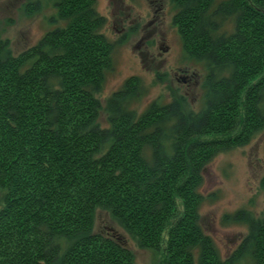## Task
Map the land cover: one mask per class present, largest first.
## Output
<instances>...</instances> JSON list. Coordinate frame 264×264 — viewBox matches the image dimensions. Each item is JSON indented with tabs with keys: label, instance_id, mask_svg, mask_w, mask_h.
<instances>
[{
	"label": "trees",
	"instance_id": "obj_1",
	"mask_svg": "<svg viewBox=\"0 0 264 264\" xmlns=\"http://www.w3.org/2000/svg\"><path fill=\"white\" fill-rule=\"evenodd\" d=\"M173 1L200 109L173 94L139 113L135 77L100 102L114 47L96 0H45L64 24L18 56L0 37V264H137L101 210L159 264H264V217L225 216L248 226L226 256L199 217L208 165L264 132V0Z\"/></svg>",
	"mask_w": 264,
	"mask_h": 264
},
{
	"label": "rangeland",
	"instance_id": "obj_2",
	"mask_svg": "<svg viewBox=\"0 0 264 264\" xmlns=\"http://www.w3.org/2000/svg\"><path fill=\"white\" fill-rule=\"evenodd\" d=\"M44 1L0 0V37L9 41L15 56L29 50L51 30L64 24L53 23L58 18L57 8ZM124 1L130 6L129 9H120V3L115 1L96 0L99 13L107 19L102 32L114 47L112 63L106 71L102 92L98 95L100 102L106 106L107 99L128 78L135 77L141 80L143 90L140 101L134 103L139 113L154 101L172 102L173 94L183 95L190 108L200 109L203 100L200 81L206 69L204 65L187 59L181 35L173 23L177 10L172 9L171 5L163 7V33L153 35L149 33L150 28L145 31L140 27L130 29L132 24L136 25L138 17L142 16L141 26L150 19L149 2ZM36 2L38 4L35 5ZM34 6L38 8L37 11H34ZM115 9L118 13L111 14ZM126 13L130 14V19L126 18ZM121 26H126L124 32L121 31ZM106 118L103 112L100 123L104 126H108ZM263 176L264 132H260L250 145L219 154L205 171L203 186L200 188L204 195L199 208L200 222L205 232L215 239L224 256L233 252L248 232L247 225L233 221L226 224V215L245 209L256 218L264 217V189L261 186ZM95 221V230L104 234L114 232L120 242L134 253L137 264H159L164 258L163 255L156 258L152 251L139 248L107 212L98 211Z\"/></svg>",
	"mask_w": 264,
	"mask_h": 264
},
{
	"label": "flooded vegetation",
	"instance_id": "obj_3",
	"mask_svg": "<svg viewBox=\"0 0 264 264\" xmlns=\"http://www.w3.org/2000/svg\"><path fill=\"white\" fill-rule=\"evenodd\" d=\"M111 1H112V3H113V1H115V3H117V4L120 3V9H122V10L130 8L129 5H126L124 0H111ZM147 1L149 2V9L151 12V13L148 12L149 13L148 17H150V19L147 21V23H145V25L141 26L142 16L138 17L139 19L135 22L136 25L132 26L133 25L132 24L130 29L136 30V28L140 27L143 29V31H145V30H147V28H150V30H151V31H149L150 34L154 35V34H157L158 32L163 33V29L161 28V25H162L161 22L163 21L162 19L165 18V12H164L163 7L166 8L169 5H171L172 6L171 8L177 10V12L179 11L178 7L173 0H166L167 2L164 0H147ZM96 4H97V2H96ZM116 12L118 13L117 9L112 11L111 14L115 15ZM119 12H121V11H119ZM126 14H127L126 18L130 19V14H128V13H126ZM161 15H164L163 16L164 18H162ZM103 16L106 18L105 15H103ZM125 29H126V26L125 27L121 26V31L124 32Z\"/></svg>",
	"mask_w": 264,
	"mask_h": 264
}]
</instances>
